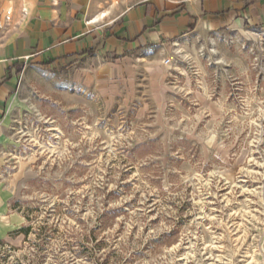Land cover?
I'll list each match as a JSON object with an SVG mask.
<instances>
[{"label":"rangeland","instance_id":"374dc122","mask_svg":"<svg viewBox=\"0 0 264 264\" xmlns=\"http://www.w3.org/2000/svg\"><path fill=\"white\" fill-rule=\"evenodd\" d=\"M23 17L0 11L1 50ZM132 41L18 63L0 264H264V17Z\"/></svg>","mask_w":264,"mask_h":264},{"label":"crops","instance_id":"0c3cea01","mask_svg":"<svg viewBox=\"0 0 264 264\" xmlns=\"http://www.w3.org/2000/svg\"><path fill=\"white\" fill-rule=\"evenodd\" d=\"M98 4V0H0V11L10 8L24 14L7 52L0 49V115L20 87L18 63L27 56L31 61L63 62L92 47L111 50L132 40L172 37L231 16L245 15L253 21L264 17V0H148L110 17L98 13Z\"/></svg>","mask_w":264,"mask_h":264},{"label":"trees","instance_id":"16d2710c","mask_svg":"<svg viewBox=\"0 0 264 264\" xmlns=\"http://www.w3.org/2000/svg\"><path fill=\"white\" fill-rule=\"evenodd\" d=\"M190 26H191L190 28H192V25H190ZM29 231H30V226H23V227H20L19 229H17L15 231V234L22 233L26 237V236H28Z\"/></svg>","mask_w":264,"mask_h":264},{"label":"bare ground","instance_id":"6f19581e","mask_svg":"<svg viewBox=\"0 0 264 264\" xmlns=\"http://www.w3.org/2000/svg\"><path fill=\"white\" fill-rule=\"evenodd\" d=\"M105 14H103V16H104Z\"/></svg>","mask_w":264,"mask_h":264},{"label":"built area","instance_id":"2783aa9c","mask_svg":"<svg viewBox=\"0 0 264 264\" xmlns=\"http://www.w3.org/2000/svg\"><path fill=\"white\" fill-rule=\"evenodd\" d=\"M166 61H167V59H166Z\"/></svg>","mask_w":264,"mask_h":264}]
</instances>
